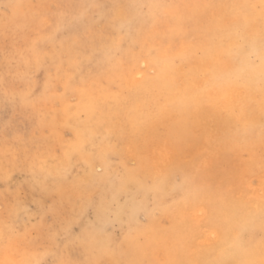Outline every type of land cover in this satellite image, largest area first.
Listing matches in <instances>:
<instances>
[{"label": "rangeland", "instance_id": "1", "mask_svg": "<svg viewBox=\"0 0 264 264\" xmlns=\"http://www.w3.org/2000/svg\"><path fill=\"white\" fill-rule=\"evenodd\" d=\"M127 1L129 5L158 3L161 5H195L230 2V0ZM13 2L14 4H12ZM16 2L17 4H15ZM58 3L104 5V11L106 13L111 12V15L107 19L100 16L97 19L102 21L99 27L111 25L107 28L106 44H111L113 38H122L124 42L116 60L109 61L103 56H99L90 63L85 62L76 76V82L79 84L78 92L76 91L74 95L70 92L66 98L59 101L53 99L56 96L55 86L57 82L45 79L49 78L50 75L52 77L56 75V68L50 60L47 66L37 67L34 61L31 65L25 62L28 59L27 55L15 58L13 72H29L33 91L37 95L45 93L47 97L46 102L35 107L24 103L19 97L15 103H9L6 106L0 102V168L4 166L7 159L5 157V141H8L10 145V155H15L16 152H20L22 155L25 146L31 148L35 144H39L43 150L40 160L44 166V174L41 175L40 179L43 181L44 175L49 177L46 181L47 184L42 182V184L33 185L26 182L29 175L27 169L23 173L19 171L14 173L8 187L13 191L20 187L26 196V206L32 209V215L21 217L20 227L23 229L25 224L30 227L31 223H35L39 218L35 215L38 209L42 214H46V222L55 221L57 228L62 229L63 225L71 220V231L66 234L61 232L60 246L67 256L81 262L98 258L102 256L105 249L111 248L117 255L124 253L126 259L147 260L151 261L152 264H171L173 261H184V264H210L212 260L217 258L220 249L234 233L229 232L227 226L217 229L205 224L196 229L197 239L193 243L191 234L184 233L176 224L177 205L175 202L181 201L184 193L177 192L173 195V186L177 183L176 175L180 166L185 165L190 172L200 170L202 177H207L218 186L223 183V188H218L217 191L222 194L226 208L230 211L239 210L236 216L237 220L240 219L241 215L252 214L254 216L253 223L243 226L249 232H254L258 241L261 233L260 202H257L253 196L256 193H261V174L248 172V155L244 151L238 153L233 145L222 146L219 149L213 148V153H209L206 136L200 131L198 124L195 127L191 126L187 118L179 114L177 108L170 107L181 100L193 99L198 103L199 108L204 105L205 94L200 91V78L202 77L200 62L214 53L219 39L234 32L230 23L232 15L229 9H226V14L222 15L219 13V9L160 8L154 10V15L140 16L141 10L139 9L130 8L128 14L124 11L117 13V9L113 11L112 5L119 4V0H0V76L3 74L2 66L4 64V20L9 21L10 27L15 24L29 25L34 13L42 10L55 12L57 10L54 6ZM13 5L16 7L13 8ZM38 5L52 7L40 9L35 7ZM7 9L9 10L7 11ZM147 9L145 7L142 12L148 13L149 9ZM17 11L19 12L16 13ZM96 11L99 12L100 10ZM8 12L11 16L8 15ZM136 16L138 18L133 27L125 28L124 33L118 30L122 21H127ZM181 16L192 17L195 30L186 40H173L172 37L175 35ZM222 16H227L229 19L221 20ZM34 35H36L35 32L30 33L29 42ZM67 35L68 31L65 30L58 37L59 39L57 38L58 40L45 45V50L49 53L55 51L60 40ZM14 36V32L8 33L9 43ZM17 42L18 46L25 47L23 33L17 37ZM189 43L192 45L190 51L187 50ZM150 49L152 53L148 55ZM157 58L159 63L153 65V61ZM145 62L149 66L152 65L150 66L152 69L155 68V75H152L153 71L149 69L150 67L142 69V66L146 64ZM133 67L137 69L139 67L138 70L141 69L145 77L143 81L136 80L139 86L137 91L134 90L133 79L131 78L136 73L129 74L128 72V69ZM8 80L12 82V76H9ZM14 83L17 89L26 87L23 81L15 80ZM121 83H123V87H120ZM43 85L47 88L46 92ZM60 90L63 91L62 82H60ZM115 90L119 93L118 98L113 95ZM92 102L96 103L95 106ZM31 107L34 109L31 110ZM197 114L198 112H194L193 116L199 121ZM8 120H11V127L5 129L2 125ZM17 136L22 138L23 143L14 144L13 138ZM80 138L84 140L80 141ZM191 142H193V147ZM161 146L162 148L165 147L164 149L169 153L168 161L164 162L160 158L158 159L160 156L156 152L161 149ZM74 148L80 150L75 152ZM113 148H115L116 154L110 158L109 162L106 155ZM154 149L156 152H153ZM66 151L70 152V155L65 153ZM79 153L83 155L81 156ZM103 157L105 158L103 159ZM132 162L136 163L135 170L129 171L133 168ZM102 166L103 171H97ZM160 168L162 169L160 170ZM155 173L158 174V178ZM242 174L245 179L250 176V182L247 181L246 183ZM256 176L258 180L255 179ZM254 180L259 181V184L256 182L253 184L252 181ZM151 184L152 186L159 185L158 190H152ZM256 184L260 190H257ZM6 187V185L0 184V215L3 212L2 206L5 203V197L8 196V192L5 191ZM76 187L79 188L76 189ZM58 188L60 192L57 191ZM51 189L53 191H50ZM209 195H202L200 200L206 203ZM199 212L200 207H189L185 214L190 217L194 224H198L201 219L198 215ZM213 231H216L215 239L209 237L213 235ZM1 256H3L2 253H0Z\"/></svg>", "mask_w": 264, "mask_h": 264}, {"label": "snow or ice", "instance_id": "2", "mask_svg": "<svg viewBox=\"0 0 264 264\" xmlns=\"http://www.w3.org/2000/svg\"><path fill=\"white\" fill-rule=\"evenodd\" d=\"M16 5H13L15 8ZM40 9H48L52 6L38 5ZM57 11H38L33 14L29 25L15 24L9 26L7 19L3 22L5 33V47L3 49V74L0 76V102L5 106L9 103H15L17 97L21 101L31 104L33 107L46 102L45 93L39 95L31 87V74L29 72H13V65L16 57L28 56L27 63H35L37 67H45L51 64L56 68V75H50L49 80H55L56 96L53 99L63 100L71 92L73 95L79 89L76 82V76L84 66L85 62H91L99 56H103L109 61L116 60L119 56L123 39L113 38L111 44H106L107 28L99 27L102 23L97 19L98 16L107 19L111 12L104 11L105 6L100 4H75V3H58L54 6ZM125 7L114 4L112 10ZM126 7L141 10L139 15H154V10L160 8H196V9H230L232 11L231 26L234 29L235 36L239 43L236 45L238 52L242 53L241 63L243 67L235 74H230L227 79L229 82L246 81L258 85L260 95V130L262 144H264V0H247L245 3H208L195 5H161V4H134ZM147 7L148 13L142 10ZM100 10L97 12L96 10ZM138 17L127 21H122L119 25V31L123 32L125 28H131ZM221 20L229 19L222 16ZM193 18H179V23L173 40H186L195 30L193 28ZM259 23V43L257 40L248 38L247 33L256 23ZM65 30L68 35L60 40L59 46L55 51L49 53L45 50V45L54 42ZM12 31L15 36L8 42V33ZM35 32L29 42V35ZM23 33L25 47L18 46L17 37ZM46 33V34H44ZM152 50H149L151 55ZM159 63L158 58L153 61V65ZM148 68L146 63L142 66ZM129 74L136 73L133 80H144V72L137 71L136 67L128 69ZM155 75V68L153 73ZM12 76L10 82L8 77ZM23 81L26 85L23 89H17L14 81ZM60 82L63 83V91L60 90ZM120 87H123L121 83ZM47 91V88L45 92ZM117 98L119 93H113ZM175 107L179 110L182 117H186L189 124L195 127L200 122L193 116L198 112L199 105L193 100H181ZM224 111L228 114V126L224 131L223 137L219 134L215 136L216 142H222L224 146L240 144L244 142L253 132L255 126V109L252 102L247 105L241 104L239 109L235 105ZM223 114V113H222ZM5 129L11 127V120L3 122ZM211 139V137H210ZM13 142L16 145L23 143L22 138L14 137ZM116 154L113 148L107 155L109 159ZM42 148L39 144L33 147L25 146L24 152H16L10 155V145L5 141L6 163L0 168V184L6 185L5 191L8 196L5 197L3 212L0 215V253L3 254L0 264H152L147 260H129L124 258V253L117 255L111 248L105 249L102 256L81 262L67 256L60 246L62 238L61 232L68 233L71 231L72 221H68L63 228H57L56 222L47 223L45 215L38 209L35 215L39 217L35 223L29 227L25 224L24 228L20 227L22 216L32 215V209L28 208L25 193L20 187L14 191L8 187L17 171L23 173L27 169L29 175L27 182L33 185L46 182L49 177L44 174V166L40 158ZM133 168L135 169V163ZM127 167V164H125ZM97 171H103V166ZM177 183L173 186V195L177 192H183L181 201H176V224L184 233L191 234V241L194 243L197 239L196 229L207 224L217 229L227 226V230L234 233L225 242L220 249L216 259L210 264H264V182L261 184V197L259 206V217L261 220V233L257 241L255 233L249 232L247 225L254 222V216L241 215L237 220L236 216L239 210H228L223 200L222 194L217 191L223 188V183L219 186L207 177H202L200 170L190 172L185 165H181L176 175ZM255 183V181H253ZM159 185H153L152 190H158ZM204 194H210L206 203L200 200ZM189 207H200L198 213L200 222L194 224L190 217L186 215ZM216 238L215 232L212 239ZM107 257V258H105ZM171 264H184V261H173Z\"/></svg>", "mask_w": 264, "mask_h": 264}, {"label": "bare ground", "instance_id": "3", "mask_svg": "<svg viewBox=\"0 0 264 264\" xmlns=\"http://www.w3.org/2000/svg\"><path fill=\"white\" fill-rule=\"evenodd\" d=\"M31 1V0H30ZM29 2V1H28ZM162 2V0H161ZM247 2V0H230V2L228 1V3H245ZM10 3V2H9ZM136 3V2H135ZM157 3V2H156ZM2 4V3H1ZM11 4V3H10ZM14 4V2L12 3ZM17 4V2L15 3ZM22 4V3H21ZM159 4V3H158ZM164 4V3H163ZM28 5V4H26ZM119 5H123L125 7H121V8H118L117 9V13H119L120 11H124L126 14L130 13V8L129 7H126L128 6V1L127 0H119ZM10 6V5H9ZM22 6V5H21ZM25 6V5H23ZM18 7V6H17ZM5 9V7H4ZM166 9V8H165ZM9 9H7L8 11ZM13 10V9H12ZM15 10V9H14ZM148 10V9H147ZM220 10V9H219ZM2 11V10H1ZM6 11V10H5ZM138 11V10H137ZM176 11V10H175ZM174 11V12H175ZM10 12V11H9ZM8 12V13H9ZM15 12V11H14ZM19 11H17L16 13H18ZM226 9L225 10H220L219 13L220 14H226ZM229 12L230 14L232 15V11L229 9ZM7 15V14H6ZM10 15V13L8 14ZM16 15V14H15ZM3 16V15H2ZM11 16V15H10ZM147 16V15H146ZM8 17V16H7ZM17 17V16H16ZM117 17V16H116ZM137 17V16H136ZM175 18V17H173ZM4 19V18H2ZM12 19V18H11ZM141 19V17H140ZM147 19V18H146ZM13 21V19H12ZM11 22V21H10ZM16 22V21H15ZM102 26V25H101ZM129 30V29H128ZM124 33V32H123ZM170 33V32H169ZM174 33V32H173ZM130 34V33H129ZM134 34V33H133ZM121 35V34H120ZM125 35V34H124ZM173 35V34H172ZM131 36V35H130ZM129 36V37H130ZM136 36V35H135ZM247 36L248 38L251 40L252 38H255L257 40V47H258V43H259V23L257 22L253 28L247 33ZM118 37V36H117ZM133 37V36H132ZM59 39V38H58ZM57 39V40H58ZM61 39V38H60ZM128 40V39H127ZM124 42V41H123ZM239 43L237 37L235 36V33L234 32H231L229 35L221 38L218 40L217 44H216V49L214 51V53H212V55H210L206 60L200 62V70L201 73H202V77L200 78V85H201V88H200V91L204 92L205 94V103L204 105L202 106V108H199L198 110V120H199V124H198V127L200 129L201 132H203V134L206 136V144H207V148H208V152H212L214 149L213 148H216V149H219L221 148L222 146H224V144L222 142H216L215 141V136L217 134H219L221 137H223V134H224V131L226 130L227 126H228V114L226 111H224L225 109L227 108H230L231 106L235 105L237 107V109H239V106L241 104H244V105H247L249 103V101L252 102V105L255 109V126H254V130L253 132L248 136V138L240 143V144H235L233 145V147L236 149V151L238 153L244 151L246 152V154L248 155L247 157V167H248V172L249 173H256V174H261V184L262 182H264V144H262V139H261V130H260V119H259V108H260V95H259V91H258V85H256L255 83H248L246 81H231L229 82L227 77L230 75V74H235L236 72H238L242 67V63H241V58H242V53L238 52L237 49H236V45ZM141 47V46H140ZM190 47H192L191 43L188 44V48L187 50L190 51ZM165 49V47H164ZM156 51V50H154ZM155 53V52H154ZM142 54V53H141ZM149 55V54H148ZM152 57V56H151ZM154 59V58H153ZM22 60V59H21ZM133 60V59H132ZM26 62V61H25ZM146 62H147V59H146ZM145 62V63H146ZM27 63V62H26ZM144 63V62H143ZM150 64V63H149ZM170 64V63H169ZM31 65V64H30ZM137 65V64H136ZM142 66V65H141ZM152 66V65H150ZM149 66V67H150ZM211 66V67H210ZM16 67V66H15ZM173 67V66H172ZM19 68V67H18ZM33 68V67H32ZM36 68V67H35ZM48 68V67H47ZM139 69V67H138ZM137 71H142L141 69ZM143 69V67H142ZM149 69H152L151 67ZM145 70V69H144ZM25 71V69H24ZM150 71V70H148ZM147 71V72H148ZM153 71V69H152ZM3 73V71H2ZM151 73V72H150ZM135 75V74H134ZM164 75V74H163ZM162 75V77H163ZM175 75V74H174ZM2 76V75H1ZM152 76V75H151ZM160 76V75H159ZM132 78V77H131ZM145 78V77H144ZM159 78V77H158ZM46 80H49V78H45ZM148 79V78H147ZM154 79V78H153ZM163 79V78H162ZM121 80V79H120ZM100 81V80H99ZM158 81V80H156ZM131 82V81H130ZM169 82V81H168ZM174 81L172 80V83ZM92 83V82H91ZM133 87H134V90L137 91L139 90V86L137 85V81L136 80H133ZM130 83V84H132ZM170 83V82H169ZM47 84H48V81H47ZM118 84V83H117ZM46 85V84H44ZM43 85V86H44ZM51 85V84H50ZM165 85V84H164ZM99 86V85H98ZM111 86V85H110ZM118 86V85H117ZM159 86V85H158ZM167 86V85H166ZM165 86V87H166ZM176 86V84H175ZM45 87V86H44ZM56 87V86H55ZM54 87V88H55ZM101 87V86H100ZM115 87V86H114ZM35 88V87H34ZM169 88V86H168ZM46 89V87H45ZM101 89V88H100ZM108 89V88H107ZM111 91V90H109ZM78 92V91H77ZM116 92V90H115ZM76 93V92H75ZM80 93V92H79ZM108 93V92H107ZM92 94V93H91ZM100 95V94H99ZM54 96V95H53ZM77 97V95H76ZM85 97V96H84ZM101 97V96H100ZM115 98V97H114ZM68 99V98H67ZM66 99V101H67ZM106 99V97H105ZM87 100V98H86ZM96 100V99H95ZM99 100V99H98ZM114 100V99H113ZM59 101V100H58ZM74 101V100H73ZM91 101V100H90ZM93 101V100H92ZM111 101V100H110ZM174 101V100H173ZM21 102V101H20ZM51 102V101H50ZM83 102V101H82ZM105 102V101H104ZM25 103V102H24ZM93 103V102H92ZM98 103V102H97ZM115 103V102H114ZM126 103V102H125ZM1 104V103H0ZM27 104V103H26ZM89 104V103H87ZM91 104V103H90ZM94 104V103H93ZM96 104V103H95ZM94 104V106H95ZM101 104V103H100ZM119 104V103H118ZM117 104V105H118ZM168 104V103H167ZM61 105V104H60ZM139 105V104H138ZM27 106V105H26ZM92 106V105H91ZM105 106V105H104ZM116 106V105H115ZM30 107V106H29ZM98 108V106H96ZM95 107V108H96ZM38 108V107H37ZM116 108V107H115ZM34 109L31 107V110ZM59 109V108H58ZM70 109V108H69ZM73 109V108H72ZM106 109V108H105ZM44 110V109H43ZM96 110V109H95ZM117 110V109H116ZM120 110V109H119ZM125 110V109H124ZM130 110V109H129ZM171 110V109H169ZM51 111V110H50ZM57 111V110H56ZM62 111V110H61ZM118 111V110H117ZM135 111V110H133ZM74 112V111H73ZM77 112V111H75ZM96 112V111H95ZM98 112V111H97ZM116 112V111H115ZM120 112V111H119ZM122 112V111H121ZM136 112V111H135ZM52 113V112H51ZM70 113V112H69ZM137 113V112H136ZM223 113V114H222ZM75 114V113H74ZM93 114V113H92ZM31 115V114H30ZM60 115H61V112H60ZM59 115V116H60ZM103 115V114H102ZM112 115V114H110ZM117 115V113H116ZM63 116V115H62ZM80 116V115H79ZM82 116V115H81ZM132 116V115H131ZM171 116V115H170ZM84 117V115H83ZM100 117V116H98ZM104 117V116H103ZM102 117V118H103ZM51 118V117H49ZM106 118V117H105ZM104 118V119H105ZM171 118V117H170ZM108 119V118H107ZM106 119V120H107ZM110 119V118H109ZM126 119V118H125ZM39 120V119H38ZM59 120V119H58ZM142 120V119H141ZM60 121V120H59ZM84 121V120H83ZM161 121V120H160ZM119 122V121H118ZM180 122V121H179ZM77 123V122H76ZM135 123V122H134ZM181 124V123H180ZM100 125V124H99ZM151 125V123H150ZM170 125V124H169ZM177 125V124H176ZM106 126V125H105ZM75 127V126H74ZM107 127V126H106ZM133 127V126H131ZM151 127V126H150ZM174 127V125H173ZM71 128V127H70ZM73 128V127H72ZM81 128V127H80ZM79 128V129H80ZM86 128V127H85ZM168 128V127H167ZM171 128V127H170ZM67 129V128H66ZM189 129V128H188ZM44 130V129H43ZM46 130V129H45ZM176 130V129H175ZM72 131V130H71ZM177 131V130H176ZM75 132V131H74ZM73 132V133H74ZM169 132V131H168ZM73 133H71L73 135ZM83 134V132H82ZM172 134V133H171ZM170 134V135H171ZM176 134V133H175ZM52 135V134H51ZM88 137V136H87ZM147 137V136H146ZM191 137V136H190ZM211 137V139H210ZM66 139V138H65ZM81 139V138H80ZM63 140V139H62ZM84 139H81L80 141H82ZM172 140V139H171ZM191 140V139H190ZM76 141V140H75ZM112 141V140H111ZM192 141V140H191ZM60 142V141H59ZM74 142V141H73ZM78 142V141H76ZM84 142V141H83ZM87 142V141H86ZM195 142V141H194ZM68 143V142H66ZM81 143V142H80ZM108 143V141H107ZM173 144V142H171ZM193 142H191L192 144ZM196 143V142H195ZM79 144V143H78ZM189 144V143H188ZM68 145H72V144H68ZM83 145V144H81ZM118 145V144H117ZM152 145V144H151ZM164 145V144H163ZM170 145V144H169ZM66 146V145H64ZM75 146V145H74ZM86 146V145H85ZM180 146V145H179ZM73 148V146H71ZM77 147V145H76ZM80 147V146H79ZM117 147V146H116ZM115 147V148H116ZM156 147V145L154 146V148ZM174 147V146H173ZM192 147H193V144H192ZM81 148V147H80ZM165 148V147H164ZM162 148L161 146V149L160 150H157V152L155 151V149L153 150V152H156L157 155H159L160 157H158V159L160 158L162 161H166L168 159V155L169 153L164 149ZM172 148V147H171ZM204 148V147H203ZM3 149V148H1ZM75 149V148H74ZM127 149V148H126ZM167 150L169 148H166ZM176 149V148H175ZM70 150V149H69ZM80 150L79 148L78 149H75V152ZM107 150V149H106ZM206 150V149H205ZM43 151V150H42ZM61 151V150H60ZM91 151V150H90ZM89 151V152H90ZM170 151V150H169ZM102 152H107V151H102ZM139 152V151H138ZM176 152V151H174ZM192 152V151H191ZM222 152V151H221ZM48 153V152H47ZM65 153H68L70 155V152H65ZM87 153V152H86ZM104 153V154H105ZM132 153V152H130ZM135 153V152H133ZM190 153V152H189ZM213 153V152H212ZM228 153V152H227ZM75 154V153H74ZM80 154V153H79ZM118 154V153H117ZM154 154V153H153ZM172 154V153H171ZM175 154V153H174ZM193 154V153H192ZM191 154V155H192ZM226 154V153H225ZM1 155V154H0ZM77 155V154H76ZM81 155V154H80ZM83 155V154H82ZM81 155V156H82ZM88 155V154H87ZM121 155V154H119ZM135 155V154H134ZM133 155V156H134ZM141 155V154H140ZM152 155V154H151ZM176 155V154H175ZM178 155V154H177ZM188 155V154H187ZM213 155V154H211ZM91 156V154H90ZM138 156V155H137ZM171 156V155H170ZM186 156V155H185ZM75 157V156H74ZM96 157V156H95ZM114 157V156H113ZM132 157V156H131ZM221 157V156H220ZM68 159H70L69 157H66ZM88 158V156H87ZM92 158V157H91ZM105 157H103L104 159ZM137 158V157H136ZM154 158V157H153ZM152 158V160H153ZM178 158V157H177ZM94 159V157H93ZM115 159V158H114ZM119 159H122V158H119ZM118 159V160H119ZM132 159V158H131ZM141 159V158H140ZM139 159V160H140ZM184 159H186L184 157ZM61 160V159H60ZM83 160V158H82ZM117 160V161H118ZM146 160V158H145ZM145 160L143 161L145 163ZM210 160V159H209ZM67 161V160H66ZM71 161V160H70ZM116 161V162H117ZM132 161V160H130ZM148 161V160H147ZM161 161V162H162ZM168 161V160H167ZM205 161V160H204ZM231 161V160H230ZM77 163V161H75ZM74 162V163H75ZM90 162V161H88ZM108 162V161H107ZM129 162V161H128ZM136 162V161H135ZM139 162V161H138ZM160 162V161H159ZM188 162V161H187ZM203 162V160H202ZM211 162V161H210ZM66 163V162H65ZM87 163V162H86ZM106 163V162H105ZM126 163V162H125ZM130 163V162H129ZM200 163V162H199ZM198 163V164H199ZM81 164V163H80ZM92 164V163H91ZM136 164V163H135ZM205 164H208V163H205ZM231 164V163H230ZM138 165V164H137ZM147 165V164H146ZM162 165V163H161ZM203 165V164H202ZM71 166V165H70ZM151 166V165H150ZM97 167V165H96ZM204 167V166H203ZM112 168V167H111ZM116 168V167H115ZM125 168V167H124ZM123 168V169H124ZM144 168V167H143ZM149 168V167H148ZM67 169V168H66ZM81 169V168H80ZM89 169V168H88ZM138 169V168H137ZM141 169V168H140ZM162 168H160L161 170ZM165 169V168H164ZM135 170V169H134ZM156 170V169H155ZM158 170H159V167H158ZM167 170V169H166ZM62 171V170H61ZM84 171V170H83ZM89 171V170H88ZM142 171V170H141ZM207 171V170H206ZM233 171V170H232ZM231 171V173H232ZM27 172V171H26ZM49 172V171H48ZM67 172V171H66ZM65 172V174H66ZM78 172V171H77ZM97 172V171H96ZM114 172V171H113ZM120 172V171H119ZM118 172V173H119ZM138 172V171H137ZM159 172V171H158ZM165 172V171H164ZM50 173V172H49ZM61 173V172H60ZM59 173V174H60ZM82 173V172H81ZM127 173V172H126ZM157 173V172H156ZM155 173V174H156ZM217 173V172H216ZM215 173V175H216ZM87 174V173H86ZM90 174V173H89ZM128 174V173H127ZM166 174V173H165ZM26 175V174H25ZM78 175V174H77ZM140 175V174H139ZM82 176V175H81ZM117 176V175H116ZM124 176V175H123ZM143 176V175H142ZM157 178H158V174H156ZM155 176V177H156ZM243 176V174H242ZM254 176V175H253ZM252 176V177H253ZM68 177V176H67ZM72 177V176H70ZM78 177V176H77ZM126 177V176H125ZM124 177V178H125ZM132 177V176H131ZM135 177V176H134ZM133 177V178H134ZM141 177V175H140ZM165 177V176H164ZM244 177V176H243ZM79 178V177H78ZM138 178V177H137ZM156 178V179H157ZM249 178H251L249 176ZM246 177H244L245 179V182L247 183V181H249L250 179ZM94 179V178H93ZM104 180V177L102 178ZM101 179V180H102ZM118 179H119V176H118ZM123 179V178H122ZM121 179V180H122ZM130 179V178H129ZM132 179V178H131ZM130 179V180H131ZM139 179V178H138ZM154 179V180H156ZM241 179V178H240ZM255 179L258 180V177L256 176ZM83 180V179H82ZM87 180V178H86ZM100 180V181H101ZM121 180H118V181H121ZM126 180V179H125ZM140 180V179H139ZM150 180V179H149ZM220 180V179H219ZM141 181V180H140ZM158 181V180H157ZM163 181V180H162ZM161 181V182H162ZM255 181V180H254ZM27 182V181H26ZM89 182V181H88ZM91 182V181H90ZM150 181H148L149 183ZM217 182V180H216ZM239 182H241L239 180ZM250 182V181H249ZM253 182V181H252ZM256 182V181H255ZM259 181H257L256 183H258ZM46 183V182H45ZM42 184V183H41ZM47 184V183H46ZM123 184V183H122ZM150 184V183H149ZM155 184V183H154ZM252 184V183H251ZM254 184V183H253ZM252 184V185H253ZM259 184V183H258ZM258 184H256L258 186ZM233 185V184H232ZM250 185V184H249ZM117 186V185H116ZM115 186V187H116ZM123 186V185H122ZM152 186V184H151ZM236 186V185H235ZM243 186H246V185H243ZM256 186V187H257ZM31 187V186H29ZM43 187V186H42ZM124 187V186H123ZM172 187V185H171ZM229 187V186H228ZM34 188V186H33ZM79 187H76V189H78ZM252 188V187H251ZM255 188V187H254ZM260 188H261V185H260ZM50 189V188H48ZM53 189V188H52ZM50 190V191H53V190ZM71 189V188H70ZM106 189V188H105ZM127 189V188H126ZM230 189V188H229ZM241 189V188H240ZM41 190V189H40ZM103 190V189H102ZM101 190V191H102ZM121 190V189H120ZM124 190V189H123ZM244 190V189H243ZM252 190L254 191V189L252 188ZM256 190V189H255ZM257 190H260L259 189V186H258V189ZM35 191H36V188H35ZM44 193L45 190H43ZM47 191V190H46ZM49 191V192H50ZM57 191H59V188L57 189ZM57 191H54V192H57ZM74 191V190H73ZM78 191V190H77ZM81 191V190H80ZM93 191H95L93 189ZM122 191V190H121ZM152 191V190H151ZM240 191V190H239ZM40 192V191H38ZM37 192V193H38ZM60 192V191H59ZM90 192V191H89ZM123 192V191H122ZM259 192V191H257ZM31 193V192H30ZM58 193V192H57ZM93 193V192H92ZM237 193V192H236ZM77 194V192H76ZM89 194V193H88ZM235 194V193H234ZM249 194L251 196H253L251 194V192H249ZM257 194V193H256ZM254 194V198L257 202H260V197H261V193L260 194ZM80 195V194H79ZM82 195V194H81ZM122 195V193H121ZM78 196V195H77ZM86 196V194H85ZM84 196V197H85ZM100 196V195H99ZM242 196V195H241ZM34 197V196H33ZM237 197V196H236ZM89 198V197H87ZM240 198V197H239ZM246 198V197H245ZM248 198V197H247ZM252 198V197H250ZM101 199V198H100ZM59 200V199H58ZM57 200V201H58ZM64 200V199H62ZM61 200V201H62ZM66 200V199H65ZM245 200V199H244ZM37 201V200H36ZM246 201V200H245ZM255 201V202H256ZM70 202V201H69ZM39 203V202H38ZM41 203V202H40ZM39 203V204H40ZM47 203V202H46ZM81 203V202H80ZM36 204V203H35ZM89 204V203H88ZM87 204V205H88ZM69 207H70V204L68 203ZM81 205V204H80ZM250 205V204H249ZM67 206V205H66ZM65 206V207H66ZM98 206V204H97ZM60 207V206H59ZM68 207V206H67ZM87 207V206H86ZM51 208V207H50ZM54 208V207H53ZM73 208V207H71ZM85 208V207H84ZM94 208V207H93ZM70 209V208H69ZM79 209V208H78ZM80 209H83V208H80ZM96 209V208H94ZM54 210V209H53ZM52 210V211H53ZM73 210V209H72ZM87 210V209H86ZM79 211V210H78ZM56 212V211H55ZM71 212V211H70ZM82 213V212H80ZM96 213V212H95ZM94 214V213H93ZM76 215V214H75ZM87 215V214H86ZM78 217V216H77ZM66 218V217H65ZM78 219V218H77ZM76 219V221H77ZM99 219V218H98ZM68 220V218H67ZM71 221V220H70ZM78 222V221H77ZM74 223V222H73ZM81 225V224H80ZM85 228V226H84ZM211 229V228H210ZM209 231V230H208ZM212 231V229H211ZM120 232V231H119ZM214 232V231H213ZM82 233V232H81ZM216 233V231H215ZM208 234V232H207ZM71 235V234H70ZM82 235V234H81ZM209 237L212 238V235H210ZM84 239V238H83ZM205 239V238H204ZM203 239V240H204ZM208 240V239H207ZM206 240V242H207ZM89 241V240H88ZM209 242V240H208ZM88 243V242H87ZM86 244V243H85ZM63 246V245H62ZM88 247V246H87ZM95 250V249H94ZM97 251V250H96ZM2 258H4L3 256H1ZM0 257V259H2ZM93 258V257H92Z\"/></svg>", "mask_w": 264, "mask_h": 264}]
</instances>
